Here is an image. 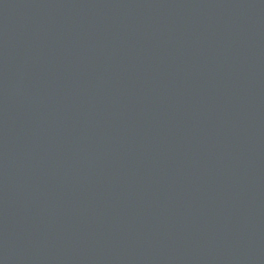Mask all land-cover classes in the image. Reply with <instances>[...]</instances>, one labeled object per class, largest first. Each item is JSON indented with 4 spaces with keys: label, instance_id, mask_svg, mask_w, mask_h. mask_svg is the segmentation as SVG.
I'll return each mask as SVG.
<instances>
[{
    "label": "water",
    "instance_id": "obj_1",
    "mask_svg": "<svg viewBox=\"0 0 264 264\" xmlns=\"http://www.w3.org/2000/svg\"><path fill=\"white\" fill-rule=\"evenodd\" d=\"M0 264H264V0H0Z\"/></svg>",
    "mask_w": 264,
    "mask_h": 264
}]
</instances>
